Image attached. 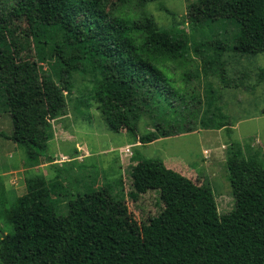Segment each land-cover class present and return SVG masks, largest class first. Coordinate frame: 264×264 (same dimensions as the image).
<instances>
[{"label": "trees", "instance_id": "16d2710c", "mask_svg": "<svg viewBox=\"0 0 264 264\" xmlns=\"http://www.w3.org/2000/svg\"><path fill=\"white\" fill-rule=\"evenodd\" d=\"M35 1L0 0V85L12 122V134L0 132V137L26 150L29 167L42 162L59 167L46 151L50 120L62 114L63 92H70L75 72L94 76L90 93L108 130L126 131L145 145L190 133L198 123L212 130L231 125L220 113L199 118L193 109L199 110L203 99L188 86L190 75H184V86H176L168 75L169 63H183L193 52L204 77L214 74L223 87L236 88L227 78L224 53L264 54V0H197L189 5L185 24L227 23L234 28L231 46L217 39L191 43L184 31L161 28L144 12L133 18L115 15L105 0H44L32 38L37 51L47 48L55 59L60 84L47 112L38 59L17 62L5 33L11 18L21 17L22 7ZM150 1L117 3L143 7ZM263 80L261 69L257 82ZM139 120L152 130L137 136ZM138 158L129 197L136 202L155 179L156 201L174 209L179 219L175 228L151 226L139 237L123 199L112 196L108 186L71 194L58 173L52 179L35 174L25 178L26 192L12 201L0 182V219L10 227L0 241L1 264H264V160L248 156L242 168L231 164L240 171L237 184L251 189L254 207L232 220L213 222L200 213L192 194L177 187L176 172L159 159ZM60 196L67 199L65 213L57 205Z\"/></svg>", "mask_w": 264, "mask_h": 264}, {"label": "rangeland", "instance_id": "374dc122", "mask_svg": "<svg viewBox=\"0 0 264 264\" xmlns=\"http://www.w3.org/2000/svg\"><path fill=\"white\" fill-rule=\"evenodd\" d=\"M197 0H153L143 7L120 5L117 0H105L107 10L115 15L133 18L144 12L161 28L184 31L192 42L221 40L232 44L234 28L227 23L206 24L202 28H191L185 24L189 5ZM44 0H36L22 7L21 17H12L6 27V39L10 52L17 62L38 59L39 76L45 93L47 112L51 109L54 90L60 87L56 78L55 59L47 48L37 51L33 42V25L42 13L39 6ZM208 52V49H206ZM226 75L236 88H225L218 77H207L201 73L202 64L191 52L183 63L168 64V75L176 86H184L186 74L190 75L188 86L203 99L197 116H210L211 112L222 114L230 122L228 128L203 129L195 124L190 133L179 134L141 145L137 138L126 131L113 133L108 130L101 115L100 104L90 93L95 82L90 72L73 73L72 87L63 92L65 107L62 114L50 120L52 138L46 151L52 164L42 162L38 166L26 165V150L13 141L0 137V182L9 200L26 192L25 178L40 174L47 179L60 176L64 191L82 194L86 190L110 188L112 196L122 198L132 219L138 224L139 237L142 230L175 228L179 224L174 209L156 201L152 187L155 179L139 193L133 202L131 171L140 158L138 155L159 159L176 172L177 187L195 197L201 214L213 222L229 221L254 207L251 189L237 184L240 171L231 164L243 166L246 158L264 160V80L257 82L259 70L264 69V54L241 56L228 50L224 53ZM209 101L213 103H209ZM152 128L139 120L137 136ZM0 132L12 134V122L4 106L0 85ZM240 178V177H239ZM238 187L237 190L235 188ZM59 211L66 212V198H57ZM158 220V224L148 222ZM157 226V227H156ZM10 227L0 219V241H4ZM1 264V261H0Z\"/></svg>", "mask_w": 264, "mask_h": 264}]
</instances>
